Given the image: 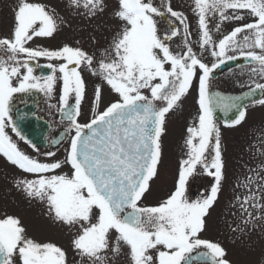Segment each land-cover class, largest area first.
<instances>
[{"label":"snow or ice","instance_id":"obj_1","mask_svg":"<svg viewBox=\"0 0 264 264\" xmlns=\"http://www.w3.org/2000/svg\"><path fill=\"white\" fill-rule=\"evenodd\" d=\"M72 4L82 6L89 16L103 11V0H72ZM195 4L200 46L210 49L216 60L211 66L197 57L187 39L186 50L180 53L171 50L168 42L180 34L179 29L170 23L171 32L160 34L155 17L164 18L166 13L152 0H119L115 15L123 26L113 36L104 58L96 62V68L92 67L94 56L80 48L65 45L52 50L26 46L34 37H52L57 31L54 14L40 4L22 2L14 12L12 38L0 39V47L11 53L7 61L0 59V154L36 177L18 181V188L29 197L46 201L57 221L79 225L72 245L92 264H107L102 253L109 249L111 230L118 233L112 252L119 253L122 241L130 250L131 264H193L194 259H200L202 264H229L223 258L224 249L200 238V233L205 229V218L224 178L220 132L214 112L217 108L224 112L237 109L238 118L232 124L243 121L246 112L237 102L240 98L210 95L208 82L215 69L237 59L229 55L237 50L258 64L259 71L264 73V0H195ZM228 10L234 14L227 15ZM238 10H249L256 19L214 41L207 26L208 14L218 13L222 21L242 20ZM166 11L181 24L185 23L182 13L170 6ZM242 32L248 34L243 36V41L237 40ZM184 33L190 35L186 25ZM246 48L261 51L245 52ZM41 57L60 61L47 65L52 74L46 77L35 76L30 64ZM81 64L99 75L118 96L103 111H98L102 89L97 85L92 118L84 124L78 122L85 97V83L77 70ZM197 70L200 72L198 121L187 128V159L181 161L175 190L157 206L141 207L139 201L149 191V182L158 175L165 116L188 93ZM57 72L62 79L61 110L70 122L69 132L74 130L75 134L63 162H41L22 152L7 134L6 128L12 126L20 135L10 116V102L14 93L31 89L51 94ZM14 78L18 86H14ZM145 89L150 96L144 94ZM256 89L264 91V84H255L246 96L254 94ZM73 94L75 103L69 105ZM157 101L161 102L160 106ZM259 102L264 104V100ZM62 163L71 166L70 175H49L60 169ZM198 166L214 178V184L206 198L190 201L185 194L186 183ZM250 200H256L255 193L243 198L242 210L247 211L245 205ZM251 206L264 207L256 203ZM201 247L207 251L193 257L194 250ZM16 255L21 264H66L64 250L26 237L20 221L9 216L0 220V264H13Z\"/></svg>","mask_w":264,"mask_h":264},{"label":"rangeland","instance_id":"obj_2","mask_svg":"<svg viewBox=\"0 0 264 264\" xmlns=\"http://www.w3.org/2000/svg\"><path fill=\"white\" fill-rule=\"evenodd\" d=\"M156 7H161L159 2L163 0H153ZM25 2V0H0V39H11L13 34L14 12L18 6ZM28 3L40 4L45 7L47 11L54 14L57 19V31L52 37H34L26 46L32 48H47L59 49L65 45L80 48L89 55L94 56V63L100 57L104 56L106 50H109L112 38L117 30L123 26V22L119 21L115 13L119 8V0H103V11L97 12L94 16L86 14V10L81 7H75L72 0H26ZM162 11H165V19L158 20V29L160 34L171 32L170 23L177 29L180 34L173 37L169 41V46L174 53H180L184 50L185 40L190 44L193 52L197 57L203 60L206 64L211 65L216 62L211 55L210 49H202L200 46L199 16L196 9L195 0H165ZM170 6L173 11L183 14L186 18L185 23L181 24L175 17H171L166 9ZM227 15H233V10H228ZM238 14L243 16L242 20L227 19L221 20L219 14L209 13L207 16V26L214 41H219L223 36L229 34L234 28L241 27L244 24L252 23L256 19L252 16L249 10H238ZM187 26L188 33L185 35L184 28ZM219 26V30H217ZM164 28V31L162 29ZM237 40L240 37L237 36ZM241 41V40H240ZM253 50L258 53V48L244 49L245 52ZM11 55L4 48L0 47V59L7 61ZM229 55H240L239 50L236 52H229ZM23 59V56L20 57ZM39 62H48L51 64H58L59 61H50L47 58H37ZM93 63V64H94ZM87 67V66H86ZM256 68V67H255ZM253 68L247 69V81H256L255 72ZM22 72L25 70L22 69ZM248 71H252L249 73ZM210 74L208 84L214 88L222 85V81L211 80ZM249 74L251 75L250 78ZM257 74V73H256ZM57 79L51 94L48 95V101L45 109L41 110V114L46 118L51 119L54 125V130L59 131L60 126L58 119V109L61 108L60 97L62 95V79L57 74ZM61 80V81H60ZM242 80L240 76V81ZM257 80H260L257 79ZM221 81V82H220ZM239 82L235 74L231 78L225 79L222 88L226 89H240L249 82ZM14 86H18V82L13 79ZM251 85V84H250ZM248 85V86H250ZM102 89V101L98 106V111L104 102L115 101L118 99L110 87L104 82L100 85ZM89 89L94 96V92ZM89 92V90H87ZM147 89L144 90V93ZM189 93V92H188ZM70 97H74L70 95ZM87 102L83 103L80 123H87L92 117L93 101L87 98ZM190 94L183 97V100L165 116L164 131L161 134V151L162 161L160 166V174L151 182V191L144 198L141 207L157 206L159 203L168 198L166 192L167 186H172L173 182L178 178V167L180 170L181 161L187 159L188 148L180 149L181 145L186 144L188 137L187 128L194 126L198 121L199 111L197 112L191 104ZM58 110V111H57ZM55 111L57 114L55 115ZM216 124V123H215ZM221 125L216 124L220 132L221 152L223 167L225 163V174H230L236 187L234 192V200L228 201L226 207L222 205L221 200H225L221 195L217 196L214 204L211 207V219L205 218V230L207 234H202L200 238L209 240L219 244L226 252L225 260L229 264H256L257 259L264 258V243L261 247H256L255 242L259 238V233L264 226V220L258 213L261 207L251 206L253 203L264 205V195H258L256 189V181L259 179L264 181V165L260 164L255 158L254 153H258L261 146L264 145L262 141V133L264 131V104H255L246 110L245 118L235 131H232L227 139V134L224 132ZM10 127V126H9ZM11 129V128H10ZM7 127V134L11 137L17 147L32 158L38 159L41 162H55L64 161L65 147L57 150H47L42 152L44 156L37 153L31 147L27 146L20 139L17 138ZM258 133V134H257ZM53 136V135H52ZM51 136V137H52ZM70 136V135H69ZM68 136V137H69ZM264 136V135H263ZM51 139V138H50ZM213 143H214V139ZM68 144V142H67ZM250 152H239V148ZM228 149L230 150L227 151ZM225 150V152H223ZM53 152L54 156H48L47 153ZM239 153V154H238ZM264 155V153H263ZM229 156L228 161L227 157ZM43 157V158H42ZM264 160V159H263ZM226 161V162H225ZM51 174H71L65 163H62L60 169L55 170ZM224 174V171H223ZM33 174L25 173L17 166L11 164L6 157L0 154V220L6 217H14L20 221V225L25 230V235L38 243H52L60 247L66 253V264H92L87 257H82L77 250L73 248L72 241L78 234L79 225L69 226L54 218V215L49 212V207L46 201L29 197L22 188H18L17 182L24 179H35ZM248 179L251 181L248 182ZM259 178V179H258ZM213 181V180H211ZM226 182L222 180L221 186H225ZM173 188V186H172ZM255 193L256 200L249 201L245 205L247 211L241 209L240 204L245 196ZM206 197V195L204 196ZM199 198V197H198ZM220 206V207H219ZM224 209H229L230 212L222 213ZM245 212L241 215V212ZM221 214H217V213ZM249 213L251 215H249ZM118 233L111 230L109 238V249L102 255L107 258V264H131L129 248L122 241L120 242V250L118 254L112 252V248L116 246ZM255 245V247H254ZM260 251V254L258 253ZM18 259V260H17ZM259 260V259H258ZM21 263L19 257H13V264ZM263 262V261H262ZM261 261L257 262L260 264Z\"/></svg>","mask_w":264,"mask_h":264},{"label":"water","instance_id":"obj_3","mask_svg":"<svg viewBox=\"0 0 264 264\" xmlns=\"http://www.w3.org/2000/svg\"><path fill=\"white\" fill-rule=\"evenodd\" d=\"M249 62H250V61L246 60L245 57H240V58H237V59H235V60L229 61L228 63H226V65H222V66H220V68H223V69L232 68V67H234V66H239V65H241V64H243V63H249ZM40 70L43 72V75H42L43 77L49 75V73H50V70H49V69H46V68H40ZM243 103H244V102L241 103V109H242V107H243V106H242ZM215 113L218 115V116H217L218 119H221V120H223L224 122H227V123H231L232 121H234L235 119L238 118V111H237V112H234V113L232 114L231 119H228V117L226 116L225 112L222 111V110L219 109V108L215 110ZM226 118H227V119H226ZM29 128H30V126L27 125V126L24 127V130L27 131ZM42 135H44V134H42ZM42 135H41V139L36 140V143H38V144H39V143L42 144Z\"/></svg>","mask_w":264,"mask_h":264},{"label":"flooded vegetation","instance_id":"obj_4","mask_svg":"<svg viewBox=\"0 0 264 264\" xmlns=\"http://www.w3.org/2000/svg\"><path fill=\"white\" fill-rule=\"evenodd\" d=\"M246 74V73H245ZM193 180H195L194 178H193ZM192 192H197V185H196V183H192V190H191ZM261 260V259H260ZM260 264H262V262L260 263Z\"/></svg>","mask_w":264,"mask_h":264},{"label":"bare ground","instance_id":"obj_5","mask_svg":"<svg viewBox=\"0 0 264 264\" xmlns=\"http://www.w3.org/2000/svg\"><path fill=\"white\" fill-rule=\"evenodd\" d=\"M28 117V116H27Z\"/></svg>","mask_w":264,"mask_h":264}]
</instances>
